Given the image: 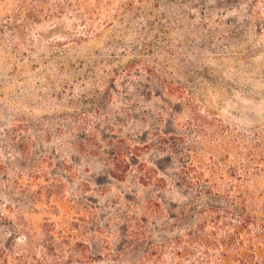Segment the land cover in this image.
Here are the masks:
<instances>
[{
    "label": "rangeland",
    "instance_id": "rangeland-1",
    "mask_svg": "<svg viewBox=\"0 0 264 264\" xmlns=\"http://www.w3.org/2000/svg\"><path fill=\"white\" fill-rule=\"evenodd\" d=\"M263 153L264 0H0V264H258Z\"/></svg>",
    "mask_w": 264,
    "mask_h": 264
},
{
    "label": "trees",
    "instance_id": "trees-1",
    "mask_svg": "<svg viewBox=\"0 0 264 264\" xmlns=\"http://www.w3.org/2000/svg\"><path fill=\"white\" fill-rule=\"evenodd\" d=\"M262 138V137H261ZM258 139H260V138H256L255 139V141H257ZM254 141V140H253ZM130 157H132V158H129V157H127V158H129V161L130 162H132L133 160H134V158H133V155H130ZM259 158H264V153H263V156L261 157H259ZM169 159V156H164L163 158H162V160L163 161H167ZM245 197V196H244ZM251 197H252V199H253V196L251 195ZM257 197H258V201H259V203H260V209L262 210V211H264V196H262V194H257ZM243 201H245V198L243 199ZM241 209H244V207L243 208H241ZM262 213V212H261ZM263 216H264V214H262ZM243 217H244V214H243ZM243 221L245 222V225L246 224H248L249 222V220L248 219H245V218H243ZM261 220L260 219H258L257 220V223H258V225L259 226H264V223L263 222H260ZM235 231H234V234H236V235H238V234H241V232L243 231V227H241V226H236V227H234L233 228ZM259 236H264V230L263 229H261V231H260V234H258ZM230 237V236H229ZM196 241L198 242V243H200V244H202V245H204V243L202 242V237L200 236V235H197L196 236ZM230 239V238H229ZM255 245H256V243H255ZM254 244H252V248H251V250H250V252L252 253V255L250 256L251 258L250 259H252V258H254V257H256V256H259L260 257V263H258V264H264V252H262V250H261V248L259 247V246H255ZM241 251V257L242 258H245L246 257V253H247V250H245V249H242V250H240ZM227 256H225V258H226Z\"/></svg>",
    "mask_w": 264,
    "mask_h": 264
}]
</instances>
